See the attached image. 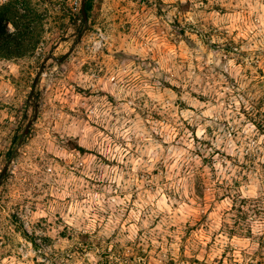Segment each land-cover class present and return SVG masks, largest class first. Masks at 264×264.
I'll use <instances>...</instances> for the list:
<instances>
[{
    "label": "rangeland",
    "instance_id": "374dc122",
    "mask_svg": "<svg viewBox=\"0 0 264 264\" xmlns=\"http://www.w3.org/2000/svg\"><path fill=\"white\" fill-rule=\"evenodd\" d=\"M82 2L0 59V264H264V0Z\"/></svg>",
    "mask_w": 264,
    "mask_h": 264
},
{
    "label": "trees",
    "instance_id": "16d2710c",
    "mask_svg": "<svg viewBox=\"0 0 264 264\" xmlns=\"http://www.w3.org/2000/svg\"><path fill=\"white\" fill-rule=\"evenodd\" d=\"M86 14L90 15L89 4ZM80 19L85 22L82 9ZM40 25L41 15L33 0H8L0 4V59L31 55L41 41Z\"/></svg>",
    "mask_w": 264,
    "mask_h": 264
},
{
    "label": "water",
    "instance_id": "95a60500",
    "mask_svg": "<svg viewBox=\"0 0 264 264\" xmlns=\"http://www.w3.org/2000/svg\"><path fill=\"white\" fill-rule=\"evenodd\" d=\"M82 12H83V17H84V20H85V22L87 23V14H86V5H85V0H83V2H82ZM47 61V59L45 60V62ZM44 62V63H45ZM35 111H36V113H35V116L29 121V123H28V125L26 126V129H25V134H27L28 133V131H29V129H30V126L32 125V123L36 120V118H37V112H38V106H37V104H35ZM12 158H13V156H12ZM10 163H11V161H9L5 166H4V169H3V172H2V175H1V178H0V186L2 185V182H3V180H4V177H5V175H6V173H7V171H8V168H9V165H10Z\"/></svg>",
    "mask_w": 264,
    "mask_h": 264
}]
</instances>
